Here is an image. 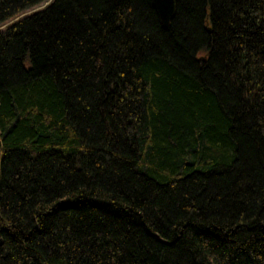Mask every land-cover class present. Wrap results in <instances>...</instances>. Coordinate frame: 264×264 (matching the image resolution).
<instances>
[{
  "label": "trees",
  "instance_id": "1",
  "mask_svg": "<svg viewBox=\"0 0 264 264\" xmlns=\"http://www.w3.org/2000/svg\"><path fill=\"white\" fill-rule=\"evenodd\" d=\"M0 0V264H264V0Z\"/></svg>",
  "mask_w": 264,
  "mask_h": 264
},
{
  "label": "water",
  "instance_id": "2",
  "mask_svg": "<svg viewBox=\"0 0 264 264\" xmlns=\"http://www.w3.org/2000/svg\"><path fill=\"white\" fill-rule=\"evenodd\" d=\"M152 6L156 11L162 26L167 27L175 10L174 0H152Z\"/></svg>",
  "mask_w": 264,
  "mask_h": 264
}]
</instances>
